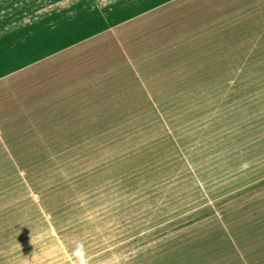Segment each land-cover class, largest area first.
<instances>
[{"label": "rangeland", "instance_id": "obj_1", "mask_svg": "<svg viewBox=\"0 0 264 264\" xmlns=\"http://www.w3.org/2000/svg\"><path fill=\"white\" fill-rule=\"evenodd\" d=\"M252 44L254 69L227 98L159 80L141 97L164 134L136 101L104 151L76 152L98 160L91 176L73 168L89 191L51 182L65 176L57 151L29 152V168L0 160V264H264V39Z\"/></svg>", "mask_w": 264, "mask_h": 264}, {"label": "crops", "instance_id": "obj_2", "mask_svg": "<svg viewBox=\"0 0 264 264\" xmlns=\"http://www.w3.org/2000/svg\"><path fill=\"white\" fill-rule=\"evenodd\" d=\"M263 39L264 0H0L1 165L21 158L29 168L40 163L26 162L29 152L57 151L62 165L50 170L65 176L51 182L89 191L96 181H79L74 166L91 171L98 160L87 152L124 132L136 101L150 133V119L166 117L142 93L180 80L227 98L246 81L238 72L254 69L253 40ZM177 99L197 101L169 102ZM76 152L87 154L81 164Z\"/></svg>", "mask_w": 264, "mask_h": 264}, {"label": "trees", "instance_id": "obj_3", "mask_svg": "<svg viewBox=\"0 0 264 264\" xmlns=\"http://www.w3.org/2000/svg\"><path fill=\"white\" fill-rule=\"evenodd\" d=\"M150 127H151V129H153V130H157V132H159L158 131V129H160L161 130V132H162V134H164V126H163V120H162V118H160V117H157V116H153L151 119H150ZM156 132V133H157ZM160 133V132H159ZM167 143H170V141L169 140H167ZM171 149H173V147H171L170 148V150ZM177 157V156H176Z\"/></svg>", "mask_w": 264, "mask_h": 264}]
</instances>
